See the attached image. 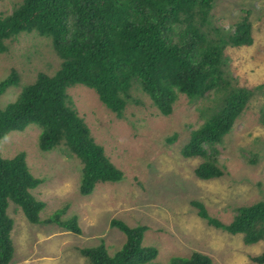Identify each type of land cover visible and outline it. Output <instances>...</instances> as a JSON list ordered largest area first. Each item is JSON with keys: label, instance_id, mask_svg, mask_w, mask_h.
Returning <instances> with one entry per match:
<instances>
[{"label": "rangeland", "instance_id": "rangeland-1", "mask_svg": "<svg viewBox=\"0 0 264 264\" xmlns=\"http://www.w3.org/2000/svg\"><path fill=\"white\" fill-rule=\"evenodd\" d=\"M23 0H0V18L7 17ZM249 13L254 43L235 47L228 40ZM204 30L226 41L223 71L235 89L251 93L250 101L221 145L219 166L224 175L201 180V157L183 156L192 132L222 108L225 99L213 91L191 101L178 93L172 114L164 115L135 81L122 116L110 110L98 93L85 85L67 90L68 105L89 126L92 136L122 171L123 179L97 186L88 196L80 192L82 162L62 148L40 149L41 128L30 125L13 131L0 142L3 158L26 155L31 173L43 183L32 191L45 203L40 224L30 222L21 206L11 202L15 252L11 264H91L80 249L105 244L115 256L126 236L112 227L113 219L131 227L146 226L143 246L156 248L158 257L147 264H170L194 252L208 255L212 264H257L252 257L264 253V240L247 244L243 234L216 228L192 204L205 205L210 216L230 225L239 208L264 201V0H213L210 22ZM0 53V83L16 70L18 86L0 97L6 110L22 90L40 74L54 76L62 60L50 37L23 32L7 41ZM76 218L82 234L66 231L47 220Z\"/></svg>", "mask_w": 264, "mask_h": 264}, {"label": "trees", "instance_id": "trees-1", "mask_svg": "<svg viewBox=\"0 0 264 264\" xmlns=\"http://www.w3.org/2000/svg\"><path fill=\"white\" fill-rule=\"evenodd\" d=\"M212 9L213 0H23L13 14L0 18V53L8 51L7 41L36 31L52 39L62 65L54 76L40 74L6 110L0 107V142L13 131L38 125L42 151L62 148L82 162L80 192L88 196L101 183L122 180L123 173L68 105L69 87L80 84L94 89L118 116L126 109L135 81L164 115L172 114L178 93L198 101L215 91L225 96L222 108L192 132L183 156L204 160L196 170L201 180L222 177L221 145L252 92L235 89L223 71L226 41L204 30ZM228 42L235 47L254 43L248 12ZM19 83V74L12 70L0 83V97ZM42 183L31 173L25 154L13 159L0 154V264H11L15 252L14 222L8 214L11 202L21 206L30 222L42 223L46 205L32 194ZM192 204L210 225L243 234L247 244L264 240V201L239 208L230 225L212 218L201 202ZM47 223H57L76 235L83 232L76 218L64 222L57 214ZM111 225L125 234V245L115 256L105 244L81 248L91 264H147L158 257L156 248L142 245L146 226L131 227L116 219ZM252 261L264 264V253ZM170 264H212V260L194 252Z\"/></svg>", "mask_w": 264, "mask_h": 264}]
</instances>
